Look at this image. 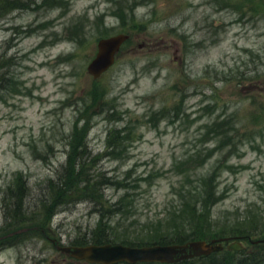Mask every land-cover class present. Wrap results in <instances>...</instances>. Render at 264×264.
<instances>
[{"label": "rangeland", "instance_id": "1", "mask_svg": "<svg viewBox=\"0 0 264 264\" xmlns=\"http://www.w3.org/2000/svg\"><path fill=\"white\" fill-rule=\"evenodd\" d=\"M6 1L0 264H93L55 245L89 240L100 213L112 218V243L151 239L145 229L164 222L178 192L200 175L214 173L222 197L210 209L208 234L260 204L264 0H20L14 9ZM118 33L128 39L93 79L86 66L96 41ZM68 158L103 184L102 209L92 191L58 189ZM20 176L25 197L17 208L8 190ZM111 204L123 212L107 214ZM12 212L27 221L9 222Z\"/></svg>", "mask_w": 264, "mask_h": 264}, {"label": "trees", "instance_id": "2", "mask_svg": "<svg viewBox=\"0 0 264 264\" xmlns=\"http://www.w3.org/2000/svg\"><path fill=\"white\" fill-rule=\"evenodd\" d=\"M20 0H8L3 7L10 6L9 9L17 8ZM0 4H3L0 0ZM1 6V5H0ZM111 146V145H108ZM112 148V146H111ZM66 164L70 167L66 172V180L64 182H57V185L62 194L69 195L76 192H93V204L99 202L100 209H102L100 190L102 183L97 181V176L93 174V179H88L83 175L81 165L76 159L68 158ZM77 168L72 172L73 165ZM64 174V173H63ZM211 177L215 178V174L208 177L200 175L197 178L196 185L187 189H181L177 194V201L167 212L169 217L164 222L157 221L154 226L145 229L147 236L151 239L146 241L125 242L124 239L119 240L122 244L131 246H142L150 244H170L181 243L187 240L194 239H210L217 237H233L242 240L245 243H251V240H261L264 238V196L260 198L259 203H253L248 209V216L242 220H236L233 226L224 225V229L208 234L204 231L205 228H210L212 221L210 217V209L222 197L216 192L215 185L211 183ZM96 178V179H95ZM20 177L16 178L13 186L9 188V197L13 198V207H21L25 195L21 192V187L24 186ZM26 189V188H25ZM16 191V195L14 192ZM91 194V193H89ZM107 210L116 216L122 213V208L111 204L107 206ZM13 211V210H12ZM15 212V209H14ZM103 214V213H102ZM99 214V219L90 232L89 240L84 242H77L75 245H84L86 243L103 244L112 243L118 240L116 233L112 231L110 221L112 218L103 217ZM20 217L16 213H10L8 216L9 222L16 224H23L26 220H18ZM42 221V220H41ZM7 222L4 223V225ZM216 226V224H215ZM54 243L56 241L54 240ZM253 248L250 251L244 249L227 250L224 248L223 252H211L208 255L196 256L190 259L181 260L175 263H158V262H136V263H113V264H264V242L258 241L252 244ZM71 258V257H70ZM99 264V263H93Z\"/></svg>", "mask_w": 264, "mask_h": 264}, {"label": "water", "instance_id": "3", "mask_svg": "<svg viewBox=\"0 0 264 264\" xmlns=\"http://www.w3.org/2000/svg\"><path fill=\"white\" fill-rule=\"evenodd\" d=\"M128 38L127 34L118 33L96 41V51L86 66V72L93 78H98L114 62L119 47ZM264 242L255 240L253 242ZM54 242V240H52ZM55 248L67 256L87 263H136L158 262L175 263L196 256L208 255L211 252L240 250L241 241L233 237H217L208 241L201 239L187 240L181 243L150 244L130 246L120 243L55 245Z\"/></svg>", "mask_w": 264, "mask_h": 264}, {"label": "bare ground", "instance_id": "4", "mask_svg": "<svg viewBox=\"0 0 264 264\" xmlns=\"http://www.w3.org/2000/svg\"><path fill=\"white\" fill-rule=\"evenodd\" d=\"M91 244H94V243H91ZM104 244V243H103ZM97 245H101V244H97Z\"/></svg>", "mask_w": 264, "mask_h": 264}]
</instances>
